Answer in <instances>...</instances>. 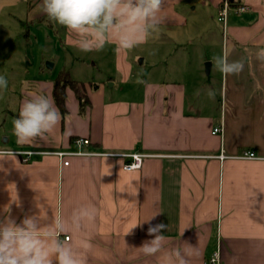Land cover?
I'll return each mask as SVG.
<instances>
[{
  "label": "crops",
  "instance_id": "1",
  "mask_svg": "<svg viewBox=\"0 0 264 264\" xmlns=\"http://www.w3.org/2000/svg\"><path fill=\"white\" fill-rule=\"evenodd\" d=\"M230 1L248 8L227 27L229 40L223 45L230 61H244L239 75L214 74L213 60L205 57V72L199 64V72L159 75L140 89L119 88L113 78L108 85H81L73 79L87 105L82 108L68 87L63 112L54 81L68 71L61 68L49 77L40 59L30 79L33 88L21 95L11 116L16 119L23 103L43 94L54 101L61 119L28 144H17L13 124L7 136L0 133V149L16 153L12 160H0V219L11 216L19 224L25 216L41 213L47 224L90 204L97 216L87 233L96 251L87 264H159L139 250L153 238L148 227L159 223L167 225L161 233L166 248L185 242L195 247L189 264H205L215 252L220 264H264V61L256 58L264 48V0ZM223 2L163 0L160 25H185L199 8L218 13ZM3 14L0 7V18ZM4 52L0 59L7 56ZM127 59L126 53L118 56L124 84L134 77ZM183 62L189 61L180 56L174 65L179 69ZM215 81L220 82L217 89ZM210 89L214 98L208 96ZM222 125L224 132L213 134ZM78 139L90 144L79 146ZM59 151L149 157L141 170L127 172V159L99 155H72L64 166L54 154ZM247 151L259 159H240ZM23 152L33 153L28 162ZM136 223L141 224L125 235ZM61 239L71 243L77 234L65 233Z\"/></svg>",
  "mask_w": 264,
  "mask_h": 264
},
{
  "label": "clouds",
  "instance_id": "2",
  "mask_svg": "<svg viewBox=\"0 0 264 264\" xmlns=\"http://www.w3.org/2000/svg\"><path fill=\"white\" fill-rule=\"evenodd\" d=\"M162 5L163 0H42V11L49 22L74 34L76 47L88 53L103 50L111 40L121 50H132L146 43L162 22ZM228 55L225 51L214 57V67L225 77L239 75L244 71V61H230ZM256 58L264 61V48L256 52ZM7 87L8 80L0 75V89ZM208 96L214 98V91L210 89ZM60 119V112L48 96L40 94L26 101L13 121L17 144L43 137ZM15 156L11 149H0V160H12ZM96 216L97 209L90 204L74 209L67 217L54 216L47 224L42 222L46 217L41 213L27 215L19 224L11 216H5L0 219V264H87L88 256L96 251L87 233ZM140 224H133L125 235ZM165 229L164 223L150 225L147 235L153 238L142 243L141 253L156 257L159 264H189L195 247L185 242L182 247L166 248V237L161 234ZM65 233H75L77 239L66 243L61 239Z\"/></svg>",
  "mask_w": 264,
  "mask_h": 264
},
{
  "label": "rangeland",
  "instance_id": "3",
  "mask_svg": "<svg viewBox=\"0 0 264 264\" xmlns=\"http://www.w3.org/2000/svg\"><path fill=\"white\" fill-rule=\"evenodd\" d=\"M0 7L4 11L0 18V52L5 55V49L7 51V56L0 59V75L8 80V87L0 89V110L3 111L0 112V133L5 132L6 136L15 120L11 113L17 111L21 95L33 88L30 79L36 65L44 58L49 57L53 61L48 62L57 64L48 71V62L41 61L49 77H54L62 68L81 85L106 82L108 85V80L113 78L119 80V88L128 90L136 86L140 89L143 83L158 79L159 75L180 76L185 69L190 74L199 72V64L205 72L207 63L202 59L213 60L224 53L223 45L229 40L227 27L241 17L230 12L225 28L218 21V13L199 8L196 14L186 17L185 25H159L145 44L132 50H121L115 40H111L101 51L84 53L76 47L74 34L48 21L42 11V0H0ZM123 53L127 54L134 75L129 84L120 81L122 71H119L118 56ZM180 56L189 62H183L177 69L174 62ZM216 71L215 68L213 73ZM214 84L217 89L220 82Z\"/></svg>",
  "mask_w": 264,
  "mask_h": 264
},
{
  "label": "built area",
  "instance_id": "4",
  "mask_svg": "<svg viewBox=\"0 0 264 264\" xmlns=\"http://www.w3.org/2000/svg\"><path fill=\"white\" fill-rule=\"evenodd\" d=\"M230 12H234L237 15H242L248 12V8L244 5H234L233 2L230 0H224L222 6L218 12V21L223 23L225 28L227 25L228 15ZM224 132V126L215 127L213 130V134H222ZM76 143L79 146H87L90 144V141L87 139H78ZM33 153L31 152H23L22 155L25 156L24 162H28L29 157ZM61 161H63L64 166L69 165V161L67 159L72 155H79V156H86V155H99V156H107L112 158H125L128 161L124 164L123 169L127 172L138 171L142 169L143 162L145 158L149 157L148 155L133 153V154H94V153H83V152H66V151H59L54 153ZM221 158H224L222 155ZM240 159H248V160H257L259 159L255 152L247 151L244 152L240 157ZM69 240V237L66 238ZM220 254L219 252H215L210 256V258L205 262V264H220Z\"/></svg>",
  "mask_w": 264,
  "mask_h": 264
},
{
  "label": "trees",
  "instance_id": "5",
  "mask_svg": "<svg viewBox=\"0 0 264 264\" xmlns=\"http://www.w3.org/2000/svg\"><path fill=\"white\" fill-rule=\"evenodd\" d=\"M68 87L76 91L78 100L80 101V105L82 108H84L87 105V100L85 96L81 93L77 82L71 78L68 72H62L55 82V100L57 104L63 109L64 100L66 96V89Z\"/></svg>",
  "mask_w": 264,
  "mask_h": 264
},
{
  "label": "water",
  "instance_id": "6",
  "mask_svg": "<svg viewBox=\"0 0 264 264\" xmlns=\"http://www.w3.org/2000/svg\"><path fill=\"white\" fill-rule=\"evenodd\" d=\"M47 65H48V68H50V69L53 68V64L52 63L48 62ZM207 69H209V64L207 65Z\"/></svg>",
  "mask_w": 264,
  "mask_h": 264
}]
</instances>
